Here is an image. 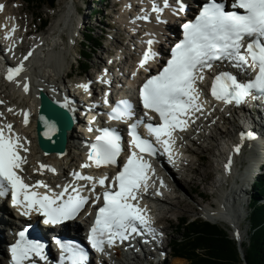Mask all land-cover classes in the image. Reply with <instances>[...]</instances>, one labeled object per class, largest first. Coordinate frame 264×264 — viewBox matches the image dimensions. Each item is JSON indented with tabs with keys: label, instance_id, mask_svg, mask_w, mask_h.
I'll use <instances>...</instances> for the list:
<instances>
[{
	"label": "snow or ice",
	"instance_id": "6c2138e0",
	"mask_svg": "<svg viewBox=\"0 0 264 264\" xmlns=\"http://www.w3.org/2000/svg\"><path fill=\"white\" fill-rule=\"evenodd\" d=\"M4 8L5 5L0 3V12ZM231 8L243 9L244 14L229 11L224 3L216 0L203 6L194 23L184 24V39L175 45L167 65L157 75L148 79L141 89L140 95L144 107L157 113L161 121L159 126L147 125L149 132L155 135L158 142L165 145V151L170 155L172 145L175 143L173 133L176 130H186L188 118L203 109V103L200 101L202 93L196 85L198 81L203 82V73L212 69L213 61L228 58L235 60L241 66L258 70L255 80L247 83L238 82L236 77L228 73L217 75L211 87V94L216 100L228 104L235 102L239 105L245 103L250 96L256 98L253 96V90L264 93V39H255V37L264 38V0H235ZM180 10H183V3L180 4ZM153 11H161V9L154 7ZM15 30L13 26L6 38H11V33ZM247 37L253 39L245 45ZM147 43L151 46L153 41L149 40ZM28 55L30 56L31 52ZM154 56L149 47L140 60L139 67L145 68ZM22 71L23 64L9 68L7 79L13 80ZM80 87L85 91L88 89L87 85ZM24 91H28L27 84L24 85ZM121 105L122 108L113 110V118L121 119L131 115L127 102L122 101ZM2 115L0 113V116ZM24 115V122L27 124V113ZM131 127V146L140 153L154 155L153 145L136 134L137 125L133 124ZM12 128L11 124L0 126V196L5 195L8 188H11L13 205L25 209L22 215H29L31 211L36 210L46 217L45 223L57 224L74 219L88 204L89 197L81 195L82 189L77 187H72L73 194H69L67 186L59 193L41 194L34 189L47 188L43 182L38 181L34 185L25 183L17 170L22 172V165L26 163V158L20 155V150L27 151V149ZM248 138H252L250 134ZM97 140L102 143L93 145L89 160L96 167L102 164H115L116 157L121 151L119 136L105 131ZM235 151L239 152L240 148L237 147ZM89 166V164L83 165V167ZM44 167L46 166L41 165V168ZM226 167L230 168V162ZM150 169L151 165L142 155L134 151L129 156L124 169L114 178L117 190L104 191V205L98 210L89 236L92 247L98 253L108 255L105 251L106 247H113L117 240L121 242L128 240L133 234L140 235L141 228L149 232L155 231L145 218L144 209L138 202L140 194L148 188L147 173ZM49 170L55 171V169ZM76 179L94 181V177L79 173L76 174ZM106 180L107 177H104L96 183L104 187ZM92 191L95 192V183ZM66 194L67 199H65ZM100 199L101 197L97 195L96 201ZM20 236L21 242L11 249L13 264H24L30 254L40 255L43 248V245L38 243H23V232ZM83 260V252H73V264H83Z\"/></svg>",
	"mask_w": 264,
	"mask_h": 264
},
{
	"label": "bare ground",
	"instance_id": "6f19581e",
	"mask_svg": "<svg viewBox=\"0 0 264 264\" xmlns=\"http://www.w3.org/2000/svg\"><path fill=\"white\" fill-rule=\"evenodd\" d=\"M10 2H12V0H0V3L5 4V8L1 13H3L2 19H4V25H7V31L12 29L13 24H16L17 26L19 25L17 20V12L15 11V9L9 7ZM116 2H118V0ZM120 2L121 14H118V20L120 24L125 28V32L127 34V37L125 39L126 43L129 42L128 44L133 47L135 45L136 39L134 36H132L131 31L136 34L138 30L134 29H139L141 33H143V35L147 33L146 31L144 32L145 27L143 23H141V20L138 19V15L141 12L148 11V9L146 8L147 5L145 4V0H120ZM136 2H138L140 6H136ZM74 11H78V8L76 6L67 8L66 12L62 14L60 20L52 28L54 30L57 29V32L55 31V33L53 34L49 33V35L42 34V38L44 41L42 42V45L36 43L35 45L29 46L28 51L31 52V55L29 56L28 52V56H26L27 59L24 58L23 53L20 57H18L20 59H13L20 65L23 64V71L21 72V77L20 79H18V81H10L9 79H7V63L0 59V93L3 94V98H1V100L4 102L3 105H0V113L3 114L2 116H0V119L4 120L5 118L8 123L13 124L20 132L23 140L28 143V147L26 148L30 150V153L27 157V176L31 182L57 180V184H60L62 182V180H60L61 175L64 174L65 178H68L71 167L77 166L78 164L79 166H81L82 171L85 169V167H83L84 163L80 161L84 159V157H82V153L78 147L85 145V137L80 132H77L76 128L70 132V142L68 144L67 151L62 154H48L41 150L38 144L36 133V121L40 108L39 91L45 90L46 92H50L52 94L50 95L55 100H57L58 103L64 105L63 101H65V98L63 96V86L64 83L67 82L65 81V79L68 73H64L63 70L65 64L67 63V55L69 50L64 51V49L62 48L58 50L57 47L59 45L61 46L60 40H63L62 38H64L60 33H62L63 30L66 31L65 28L69 26L71 16L73 15ZM168 28H170L172 32L176 31L174 25L168 24ZM17 33L18 34L16 39H13V41H5V45H7V48H12V52L14 51L15 47L20 48L22 52V47H24V44L26 43L25 39H27L28 36L32 37V39L35 37V33H28L26 37L24 35V29L21 28L19 30L17 29ZM57 37H59V39ZM145 37L147 38V36ZM143 41L144 40H140V43L142 44ZM73 43L74 41H70L71 46H73ZM1 47L2 45H0V48ZM124 47V44H122V46H118V51H121V53L118 58H116V60H112V63L120 60L123 61L121 65L133 67V65H130L131 60H129L126 56V50L122 51ZM160 49H162V51L164 50L161 47ZM111 57L113 59L116 56ZM22 58H24L23 61H25V63H22ZM105 66H107V64ZM118 67H114L115 74L110 73L109 67L107 68V71L109 73L107 74L106 78L107 82L112 81V77L116 78L117 76L121 75V72H118ZM126 70L127 69L125 68V71ZM18 76H20V74ZM128 78L129 80H126L125 78L124 82L126 81L127 86L130 87L134 83V77L131 76ZM25 84L28 85L27 92L24 91ZM76 85L79 91H83L84 88L80 87V85H82V82ZM56 89L58 90V92H55L56 94L52 93L53 91H56ZM7 91H10V95L7 94ZM13 98H20L22 100L26 99L27 102L23 105L11 104L10 100H12ZM9 109H12V111H9ZM206 110H208V108ZM25 113H27V124H25L24 122ZM199 119L201 125L207 127V131H205L203 127L199 126V129L197 131L199 134L204 133L203 143H210V146L212 145V147L215 148L220 146V143L218 144V139L214 136V133H210V130L212 128L213 131L218 132L222 135V137L224 136L228 138V140H225L222 149H219L220 154H214V156L217 160L220 161V166L218 167V169L221 167V165H224V163H226V165H229L230 162V168L226 167V170L223 171L222 176L225 177V175L229 171L232 172L234 170L233 180L235 181L233 183V186H229V184H226L223 181L224 178L220 176L219 178H211L212 182L209 183V177L204 175V173L202 172L203 168L206 165L205 163H203L204 156L202 153L206 151L210 152L212 147L201 144V141L197 139V136L199 134H197L194 139L187 140L188 144L191 142L194 143L193 148L188 149V144L183 145L182 148H184V150L179 153V155L183 158V163H186L188 165V172L190 173L189 179H186L185 181L193 183L196 186V184H199L198 176H201L200 183H207L208 186H210V189L216 191H218L220 187L228 185L229 188L221 195V199L219 200L217 207L214 206L213 203H210L209 208L202 206L200 208L205 214H207V218L212 223L219 222L226 225H241L243 222L242 213L246 208V204L251 201L253 196V187L258 180L260 181L261 179H264V122H262L261 124L255 122L247 126V122H243L241 125L236 121L233 122L230 121V119H226L223 117V121H225L227 124H232L234 130H236V128L238 127L239 132L243 131L245 133V143L243 145H237L235 143L239 132L234 136L231 132L220 129L219 125L216 124V119H211V117H209L208 115H200ZM78 120H83L85 122V119H82L80 117H78ZM246 133L250 134L252 138H248ZM216 140L217 144L215 143ZM236 147H239L241 149V152L245 151V153H239V156L233 158L232 156L233 153H235ZM187 153L189 154V162L186 158ZM194 154L196 155L195 159L197 161V165L192 164L194 162V159L192 158L195 156ZM238 159L242 160L239 169L237 165ZM210 164L213 166V161H211ZM41 165H45L46 167L41 168ZM49 169H55V171L53 172ZM78 169L80 168H77V170ZM171 170L175 172L172 168ZM166 172L168 173L171 171L166 170ZM171 178L173 179V186H164L161 177L157 178L152 183L150 182L154 186V188H156L155 191H152V194L156 197H152L143 203L144 215L148 222L152 221L156 216L164 218L161 214H163L164 212L165 215L169 214L175 206L186 207L188 205L185 202L186 200H183V198L180 197L181 195H175V193L173 192V187H176L178 194L180 192L186 195H191L192 192L188 190V188L186 187L187 185L184 184V182L180 181V179L176 178V176H171ZM32 185H34V183H32ZM249 194L251 195V197L250 200H247V202L245 199L247 198V196H249ZM203 196L208 199V196H206L205 194ZM236 204H240V206L238 207V205ZM221 207H223V209ZM233 212H235V214H233ZM4 224L5 221L2 222L3 226L0 225V236L3 235L2 238H4L7 233H9V230H16V228L10 226V224L7 226V228L9 229H7L4 227ZM75 224L76 223H73V226ZM165 230L166 228H164L163 231ZM232 232H235V238L237 236L240 237V246L241 249H243L242 246L244 243V238L242 237V233H239L235 230H232ZM9 237L10 236L6 237L5 240L0 237V264H6V260L9 259V253L7 252V247H9L11 242ZM138 261L139 258L136 257V262ZM149 261H152L153 264L155 263V259L150 258ZM107 264L129 263H127V260L124 258V256L119 255L116 258H110Z\"/></svg>",
	"mask_w": 264,
	"mask_h": 264
},
{
	"label": "rangeland",
	"instance_id": "374dc122",
	"mask_svg": "<svg viewBox=\"0 0 264 264\" xmlns=\"http://www.w3.org/2000/svg\"><path fill=\"white\" fill-rule=\"evenodd\" d=\"M46 1L48 2V0H45V2ZM94 1H97V0H86L85 3L83 0H58L56 6H54L52 9V7H50L51 5H49V6L47 4L43 5L42 0H38L34 4H28L25 0H12V2L9 3V7H11L12 9H15V11L17 12L18 19H21L22 28H26V26H28V28L25 30L32 31L33 33L37 29V27H39L40 23H42V20L49 22L48 26L45 29H43L41 33L35 34V38H37V37H43L42 34L43 35H49V33L50 34L55 33V31L57 29L56 30L52 29L53 26H55V24L60 20L62 14L64 12H66L67 8H69V7L71 8L73 6H76L78 8V11L80 10L81 6L84 7V9L87 7L91 10L92 13H94L96 11V9L103 11L104 5H106V4L102 3L101 5H99L98 2L94 3ZM105 1L106 0H104V2ZM116 1L117 0H107L106 1L107 5H108V14H110V16L106 13L105 14L106 17H105V19H103L102 23L100 22L99 18H95L93 20L91 19L90 15H88L90 13L89 12L90 10L84 11V15H87V19L90 20L91 25H93L94 27H98L95 31V36H97L99 38V40L102 41V43H100V45H97V44L90 45V48H91L90 54H91L92 58H91L89 64L91 67L94 66L95 63H103V61H104L103 65H105V62L111 61V59H110L111 56L117 55L116 51H117L118 46H122V44H125V45L127 44L125 41L127 34L125 32L124 26H122L118 20V14H121V6H118ZM119 4H121L120 0H119ZM75 12L76 11H74L73 15L71 16L69 26L65 28L66 31L63 30V32L60 33L61 35H63L65 40H64V44H61V46H59L57 49L60 50V48H62V49H64V51L69 50L68 55H67V63L65 64L63 71L66 74L69 73L70 71H72L71 78L74 81L80 82L82 80V77L79 75V71L76 68L75 61H76L77 57L81 56L80 52L81 53L83 52V46L78 44V43H76L75 45L73 44V46L70 45L71 36L75 35L78 37V32L77 33L74 32V25H75L76 19H77ZM101 27H105L109 32H106V31L102 32ZM57 38L59 39V37H57ZM31 39H32V37H29L26 39V41L28 42V46L25 45L27 48L26 51L28 50L29 46L32 45ZM60 41H61V43L63 42V40H60ZM114 49L116 51H114ZM113 59L115 60V58H113ZM88 74L90 76H93V73L91 71H89ZM82 76L85 77V74H82ZM65 77H66V75H65ZM62 81H63V79H62ZM65 81H67L66 83H69L70 79H65ZM66 83H64V84H66ZM7 94L10 95V91H7ZM1 95L3 96V94H1ZM18 101L21 103H19ZM26 102H27L26 99L22 100L20 98H13L12 100H10L11 104H18V105L19 104L23 105ZM230 121H232V119H230ZM219 125L221 126L222 129H227V132H231L235 136V130H234V127L232 126V124H225V125L219 124ZM212 132L214 134H216V136L214 135L215 137H217V136L220 137V135H221L218 132L213 131V128L210 130V133H212ZM224 138H226V137H224ZM217 139H218V137H217ZM224 142H223V144H224ZM215 143L217 144V140ZM219 143H220V146L217 148L212 147V145L210 146V143H203V142L201 143V144H204L205 146L212 147L210 152L206 151V152L202 153L204 156L203 163L206 164L205 167L203 168L202 172L204 173V175L209 177V179H208L209 183L212 182L211 178H215V177L218 178L219 177L218 165H220V161L217 160L216 157L214 156V154L219 155L220 154L219 149L220 150L222 149L223 144H222L221 140L220 141L218 140V144ZM192 158L194 159V162L192 164L197 165V161L195 159L196 155ZM211 161H213V163H214L213 166L210 164ZM243 161H244V159H243ZM241 163H242V160L238 159V161H237L238 169L240 168ZM174 176H175V174H174ZM187 177L189 178L190 174H189V176L185 175V177H183V176L181 177V176L176 175V178L180 179V181L184 182V184L187 185L186 187L188 188V190H190L192 192V194L186 195V194L180 193L178 191L179 194L176 193L175 195H178V196L181 195L180 197H182L183 200H186L185 202L188 205L186 207L175 206L174 209L169 214H166V215L164 214L165 212L163 214L160 213L162 215V217H164L162 222H161V226H163V228H166V230L163 231V233L167 234V238L164 240L165 244L171 242L172 239L178 240L179 238L182 237V235H180L178 233V230H177V226L179 225L181 219H183V218H187L189 220H195V219L201 220L202 219L204 221H208L209 219L207 218V214H205L201 210L200 207L202 206V207L209 208L210 203H213V205L217 207L219 200L221 199V195L229 188L227 185V186L220 187L218 191L210 189V186H208L207 183H204V184L200 183L201 176H198L199 184H196V186H195L193 183L185 181L186 180L185 178H187ZM226 184H229V183H226ZM231 186H233V183H231ZM254 189H255V187H253L252 194H254V192H255ZM204 194L206 196H208V199L203 196ZM250 197H251V195L249 194V196H247V198L245 200L246 201L250 200ZM262 202H264V196L262 197ZM236 205H238V207L240 206V204H236ZM248 205H249V203L246 204V208L242 213V215H244L243 221L246 219V216H247ZM233 214H235V212H233ZM208 222H210V221H208ZM210 223H212V222H210ZM212 224H216L217 226H221L222 228L225 229V231L232 238H233V236L235 238V235H234L235 232L233 233L232 229H230V227L228 225L222 224L219 222L212 223ZM239 230L242 233V236H243V233L245 234V236H244L245 239H244L243 245L248 244V239H249L248 232L250 230L249 221L242 223L239 226ZM232 234H233V236H232ZM170 246H167L166 250H165L168 253L171 252ZM6 264H7V260H6ZM161 264H189V262L186 259L176 258V257L174 258L173 256H170L168 258V260H165Z\"/></svg>",
	"mask_w": 264,
	"mask_h": 264
},
{
	"label": "trees",
	"instance_id": "16d2710c",
	"mask_svg": "<svg viewBox=\"0 0 264 264\" xmlns=\"http://www.w3.org/2000/svg\"><path fill=\"white\" fill-rule=\"evenodd\" d=\"M28 4H34L38 0H26ZM43 5L56 6L58 0H45ZM48 21L43 22L47 27ZM94 28L87 32L86 43L83 46V59L80 61L81 69L88 72L89 62L92 58L90 45L102 43L95 36ZM253 194V204L249 210L248 244H244V259L240 254V248L235 240L221 226L208 221L187 218L181 219L177 226L178 233L182 235L178 240L172 239L173 256L186 259L189 264H264V179L258 182Z\"/></svg>",
	"mask_w": 264,
	"mask_h": 264
},
{
	"label": "water",
	"instance_id": "95a60500",
	"mask_svg": "<svg viewBox=\"0 0 264 264\" xmlns=\"http://www.w3.org/2000/svg\"><path fill=\"white\" fill-rule=\"evenodd\" d=\"M40 104L36 126L39 147L46 153H65L70 141L69 133L74 129L70 111L44 90L40 91ZM240 254L244 259L241 248Z\"/></svg>",
	"mask_w": 264,
	"mask_h": 264
}]
</instances>
